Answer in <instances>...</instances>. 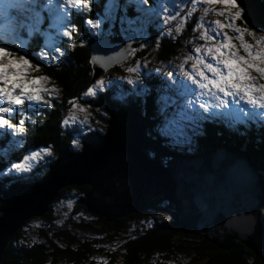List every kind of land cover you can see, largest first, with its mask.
<instances>
[{"label":"rangeland","instance_id":"1","mask_svg":"<svg viewBox=\"0 0 264 264\" xmlns=\"http://www.w3.org/2000/svg\"><path fill=\"white\" fill-rule=\"evenodd\" d=\"M7 1L14 10L0 12V136L12 138L2 152L4 157L23 146L25 132L22 134L21 124L31 118V113L39 114L43 106L52 108L62 94L60 85L50 75L35 70L26 57L15 56L17 52L12 50L11 45L27 50V40L20 33L27 17L49 20V25L43 26L41 32L42 46L37 44L41 49L36 55L44 64L57 63L59 38L71 39L73 34L86 33L99 37L116 27L111 34L134 33L136 36L134 52L115 65L120 66V70L113 66L103 76L92 79L81 98L71 102L72 110L64 124L73 136L75 150L81 148L88 132L105 133L108 128L101 119L102 115L108 123L109 116L104 115L103 105L90 101L110 91L122 101L135 98L134 92L139 88L150 89L158 102L157 108L162 111L157 120L160 126H154L155 129L163 131L170 141L181 144L189 143L186 134H190L194 126H200L196 118H191L193 111L208 116L223 113L231 121L254 116V124L264 129V28L248 27L240 18L243 9L233 0H154L149 5L143 0H127L135 2V17L124 14L128 7L125 9L122 4L126 0H105L104 8L98 13L89 12L93 11L95 0H14L19 2L16 5L13 0ZM37 4L43 14L34 11ZM84 12L87 16L79 34L74 19ZM118 16L122 25L113 22ZM164 39L175 42L177 52L163 61L154 60ZM140 48L147 49L148 60L143 56L133 57ZM146 79L153 84L148 85ZM24 104L29 106L16 125L12 119L16 113H21ZM197 132L195 129L194 137ZM216 132L222 134V131ZM52 152L49 147L32 151L20 162H13L3 175L10 176L13 183L39 180L46 175L48 163L54 162ZM251 158L258 162L252 153ZM59 197L60 193L52 205L60 221H64L72 213L76 191L68 190L57 201ZM262 201L261 212H264ZM28 223L30 233L41 226V221L35 217ZM71 226L73 232L85 233L84 229Z\"/></svg>","mask_w":264,"mask_h":264},{"label":"water","instance_id":"2","mask_svg":"<svg viewBox=\"0 0 264 264\" xmlns=\"http://www.w3.org/2000/svg\"><path fill=\"white\" fill-rule=\"evenodd\" d=\"M234 1L243 8L242 20L264 28V0ZM132 37L109 35L91 46L93 79L129 56L136 45ZM145 143L153 144L145 138L136 107L111 105L105 133L84 136L81 148L62 152L41 179L3 192L0 264L24 222L45 216L59 191L72 185L90 187L79 202L106 221L141 211L152 195L171 202L182 233L223 249L240 240L264 259V179L248 152L227 145L201 147L194 153H171L172 164L167 165L150 156Z\"/></svg>","mask_w":264,"mask_h":264},{"label":"trees","instance_id":"3","mask_svg":"<svg viewBox=\"0 0 264 264\" xmlns=\"http://www.w3.org/2000/svg\"><path fill=\"white\" fill-rule=\"evenodd\" d=\"M104 2L105 0H95L93 11L89 12H100L104 8ZM86 16L84 12L82 16H76L74 19V25L79 26V34ZM113 30H117V27ZM32 34L35 38V33ZM33 38L29 35L28 39L32 40L29 44L33 47L27 45V50H20L11 45L13 52H17L15 56L26 57L35 70L50 75L60 85L62 94L57 102L54 101L52 108L43 106L39 114L34 116L35 113H31V118L21 124L22 134L25 132L26 139L22 148L13 150L8 157H4L2 152L7 142H11V138L7 135L0 140V207L4 204L2 193L17 183H13L10 176L3 175L12 162H19L30 152L44 147L52 149L56 160L62 152L73 147V136L66 129L64 121L72 110L71 102L81 98L94 76L90 55L91 46L97 36L86 33L81 36L73 34L71 39L59 38L60 54L57 63L53 65L39 61L36 54L41 48H37ZM175 45V42L164 39L155 52L154 60L158 58L159 61H163L170 54L176 53ZM146 50L138 49L133 57L136 58L138 55L148 60ZM152 56L154 55H149L150 58ZM113 69L120 70V66ZM152 84L150 81V85ZM134 96L135 98L130 100L128 97L120 101L115 97L114 91H110L99 94L91 99L90 103L103 105L106 117L109 116L110 104L136 105L143 115L146 138L153 143L152 145L145 143V151L171 165L168 157L170 151L165 146L169 139L165 134L160 136L153 129L155 125L160 124L157 120L161 113L157 108L155 94L149 93L145 99L136 92ZM27 105L24 104L22 110H27ZM20 112L12 119L16 125L24 114V111ZM101 119L104 125L108 126L107 118L101 115ZM253 119L256 118L254 116L242 118L240 122L246 127L233 124L231 130V123L222 115L221 119L213 120L214 123L220 124L217 127L211 125L212 122H204L203 135L198 134L197 139L199 144L207 148L228 143L234 149L251 152L259 162V171L264 179V129L255 125ZM226 123L228 127L224 126ZM224 130H229L233 135ZM216 131H222V134ZM185 150L187 148L183 149ZM51 164L52 162L48 163L44 173L47 174ZM74 189L76 197L72 198L75 201L69 218L60 221L52 205L45 216H35L41 221V226L34 232L30 233L31 227L28 223L30 219L25 221L9 243L3 264H264V259L240 240H235L232 248L223 249L203 237L182 233L176 227L175 210L168 200L149 195L147 205L141 211L116 221H106L89 213L86 206L79 202L90 190L88 185L68 186L60 191V197L68 190ZM60 197L57 201L62 199ZM72 224L84 229L85 233L80 235L73 232ZM27 233L30 234L25 236Z\"/></svg>","mask_w":264,"mask_h":264},{"label":"bare ground","instance_id":"4","mask_svg":"<svg viewBox=\"0 0 264 264\" xmlns=\"http://www.w3.org/2000/svg\"><path fill=\"white\" fill-rule=\"evenodd\" d=\"M25 1V0H24ZM29 1V0H28ZM13 2L15 3V5L16 4H18L19 2H16V1H14L13 0ZM5 4H6V6H5ZM239 6V5H238ZM240 8H242L241 6H239ZM243 9V8H242ZM4 10H10V11H13L14 10V8L11 6V3H10V1H7V0H0V12H3ZM243 12V11H242ZM240 18H241V15H240ZM241 20H242V18H241ZM248 27H253L252 25H249V24H247L244 20H242ZM249 154H250V152H248ZM250 156H251V154H250ZM21 185V184H20ZM263 194H264V192H263ZM264 197V196H263ZM261 215H262V213H261Z\"/></svg>","mask_w":264,"mask_h":264}]
</instances>
